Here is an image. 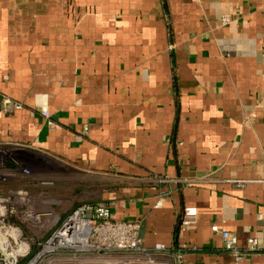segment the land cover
I'll return each instance as SVG.
<instances>
[{
    "label": "crops",
    "instance_id": "crops-1",
    "mask_svg": "<svg viewBox=\"0 0 264 264\" xmlns=\"http://www.w3.org/2000/svg\"><path fill=\"white\" fill-rule=\"evenodd\" d=\"M0 92L22 104L0 147L138 222L146 253L264 264L212 231L264 242V0H0Z\"/></svg>",
    "mask_w": 264,
    "mask_h": 264
},
{
    "label": "built area",
    "instance_id": "built-area-1",
    "mask_svg": "<svg viewBox=\"0 0 264 264\" xmlns=\"http://www.w3.org/2000/svg\"><path fill=\"white\" fill-rule=\"evenodd\" d=\"M223 22L227 23L228 19H224ZM0 107L5 111H11L21 109L22 104L0 92ZM42 113L47 118L51 116L49 110L46 108L43 109ZM48 123L50 127H53L52 119H49ZM3 149L0 147L1 184L5 183L10 177V175L7 176V170L10 172L12 170H19L25 174L31 172L29 169L23 170V167L19 164V159H16L14 155L7 156L9 168H5L6 165L3 167V153L1 152ZM157 181L158 183H163L167 182L168 179L157 176ZM46 182H48L46 184L52 183L51 181ZM30 201V198L26 197V191L23 189H15L8 195L0 192V264H18L20 257L23 255V253H20V249L29 246L22 235L21 227L15 221H11V218L21 213L22 205L26 206ZM26 210L25 212L27 214L31 213L30 216L32 217L34 215L33 217L36 218V213L33 208L29 207ZM197 214L198 209L196 207H185L180 228L185 231L195 225L197 223ZM43 215L51 216V213H44ZM45 227L50 229L51 226L47 225ZM212 231L222 236L226 250L232 252L238 261H241L250 252L264 250V242L257 237L248 238L247 247L242 251L238 247V239L235 234L220 228L217 224L212 225ZM56 234V237L61 239L63 245L66 244L71 248L78 249H83L81 246L84 241L92 246L89 249H97L100 251L110 250L115 247L119 249H138L141 243L138 222L131 223L113 220L110 206L106 203H84L79 205L66 216ZM70 238L73 239L70 240ZM48 245L52 248L51 245H54L53 238L48 240ZM160 247L163 251H167L164 246Z\"/></svg>",
    "mask_w": 264,
    "mask_h": 264
},
{
    "label": "rangeland",
    "instance_id": "rangeland-1",
    "mask_svg": "<svg viewBox=\"0 0 264 264\" xmlns=\"http://www.w3.org/2000/svg\"><path fill=\"white\" fill-rule=\"evenodd\" d=\"M2 159L3 167L9 168L8 157L14 155L16 159H19V164L24 169H29L31 172L25 174L22 171L11 172L7 170V176L10 177L5 183H0V192L4 195H8L15 189H23L26 191V197L30 198V203L26 206L22 205L21 213L11 218V221H15L22 229V235L26 239V243L29 244V252L23 253L20 257L18 264H171L173 259L163 254L160 250L149 251L144 249L142 243L140 247L127 249V248H111L110 250H97V249H85V248H71L66 244L63 245L60 238L56 237V232L61 226L66 216L71 213L76 207H78L87 197L85 194L80 193V186L77 183V179L74 178L65 187L57 184L60 180L59 173L57 177L50 176L44 172V167L34 165L28 159L22 158L21 155L14 152L9 148H4ZM26 156L29 157L26 153ZM1 155V154H0ZM8 156V157H7ZM13 156V157H14ZM1 157V156H0ZM19 157V158H17ZM12 168V167H10ZM13 169V168H12ZM39 178L42 182L46 180H52V189L48 191V196L45 195V188L42 187H30L29 180L31 178ZM50 177L52 179H50ZM31 181V180H30ZM28 182V183H27ZM55 184V185H54ZM47 185V184H46ZM44 197V198H41ZM33 208L36 213V218L30 216L25 211L27 208ZM34 213V214H35ZM44 213H51V216H45ZM40 215V216H39ZM47 225H50V229H47ZM53 238L54 245L52 248L48 245V240Z\"/></svg>",
    "mask_w": 264,
    "mask_h": 264
},
{
    "label": "bare ground",
    "instance_id": "bare-ground-1",
    "mask_svg": "<svg viewBox=\"0 0 264 264\" xmlns=\"http://www.w3.org/2000/svg\"><path fill=\"white\" fill-rule=\"evenodd\" d=\"M65 236H66V235H65ZM65 236H64V237H65ZM71 239H73V238H70V240H71ZM81 247L87 249V248H91L92 246H91L90 244H87L86 241H84V243H83V245H82ZM47 248L49 249L50 247H47ZM28 250H29V246L22 247V248L20 249V253H26Z\"/></svg>",
    "mask_w": 264,
    "mask_h": 264
},
{
    "label": "water",
    "instance_id": "water-1",
    "mask_svg": "<svg viewBox=\"0 0 264 264\" xmlns=\"http://www.w3.org/2000/svg\"><path fill=\"white\" fill-rule=\"evenodd\" d=\"M142 233H143V228L140 229V233H139L140 237L142 236Z\"/></svg>",
    "mask_w": 264,
    "mask_h": 264
}]
</instances>
